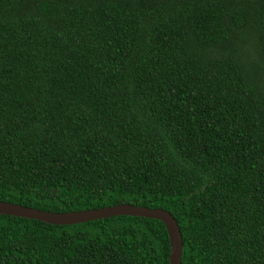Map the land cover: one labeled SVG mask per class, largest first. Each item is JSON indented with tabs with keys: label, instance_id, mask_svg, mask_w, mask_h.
<instances>
[{
	"label": "trees",
	"instance_id": "trees-1",
	"mask_svg": "<svg viewBox=\"0 0 264 264\" xmlns=\"http://www.w3.org/2000/svg\"><path fill=\"white\" fill-rule=\"evenodd\" d=\"M0 201L161 209L181 264H264V0H0ZM162 222L0 215V264H169Z\"/></svg>",
	"mask_w": 264,
	"mask_h": 264
},
{
	"label": "water",
	"instance_id": "water-1",
	"mask_svg": "<svg viewBox=\"0 0 264 264\" xmlns=\"http://www.w3.org/2000/svg\"><path fill=\"white\" fill-rule=\"evenodd\" d=\"M0 215L40 221L55 226H71L114 217H140L164 224L170 242L169 264H181L182 237L173 216L161 209H149L132 205H116L95 210L53 213L0 201Z\"/></svg>",
	"mask_w": 264,
	"mask_h": 264
}]
</instances>
